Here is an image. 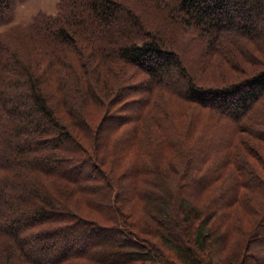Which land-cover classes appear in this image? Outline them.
<instances>
[{
	"label": "trees",
	"instance_id": "trees-1",
	"mask_svg": "<svg viewBox=\"0 0 264 264\" xmlns=\"http://www.w3.org/2000/svg\"><path fill=\"white\" fill-rule=\"evenodd\" d=\"M15 1L0 0V19ZM60 3L69 5V9L55 16L39 15L28 28L29 34L45 45V50L35 51L39 45L27 35L26 40L23 37V44L29 47L22 49L25 53L14 47L15 43L0 38V264H87L85 260H93L87 254L115 245L118 249L111 251L110 258L99 255L100 261L95 264H213L212 253L216 247L219 249V244H227L226 234L211 224L216 213L205 214L199 199L205 196L203 193L215 180L214 176L222 171L224 174L228 159L240 147L253 157L264 156L260 148L254 147L256 144L264 149L260 142L251 146L245 137H237L244 130L264 141V0H139L136 7L128 0H61ZM231 33L255 46L249 48L237 43L233 44L235 48L231 45L235 42L229 36ZM223 37L231 40L223 41ZM216 52L222 56L221 61L229 62H234L241 53L242 59L253 65L249 66L251 71L239 81L231 74L222 85H210L214 83L208 77L210 56ZM133 67L145 75L146 79L139 84L133 82L134 73L130 70ZM121 81L125 82L124 87L115 90L113 86L122 85ZM136 90L143 95L130 102L139 111L129 117L114 116L117 121L103 123L102 137L95 135L88 125L85 112L88 106L107 108L109 103L120 107ZM160 91L167 93L168 98L194 104L197 111L200 107L216 114L211 120L218 126L211 128L208 122L199 128L197 119L187 120L185 106L171 110L167 102L161 105L158 97L163 92ZM153 107H163L168 112L151 113ZM146 113L154 120L153 127L146 131L145 138L134 128L131 132L134 140L121 147L122 156L129 150L125 146L133 149L139 142L173 146L179 140L184 144L185 140V144L198 150L197 157L204 151L205 158L220 164L212 174L200 173L197 182L184 188L176 184L174 176L163 173L166 170L162 163H166V169L169 165L171 174L175 173L171 164L178 158L174 154L170 159L158 150L160 162L156 163L154 159L143 160L141 151L132 157V167L127 168L130 184L124 183L123 187H130L134 196L139 200L142 197L141 204H148L157 213L152 220L151 239L145 235L143 224H134L129 217L125 219L128 216L125 211L134 209L129 203L132 199L122 198L117 202L115 194L120 192L111 193L116 179L113 174L107 176L108 172L100 167L108 160L103 153L109 144L107 134L112 131L106 126L114 129L115 124L122 125L127 119L135 120ZM66 117L72 122H67ZM208 128L213 134L205 132ZM226 128L229 131L225 133ZM75 130H79L80 137H88L89 145L78 138ZM197 130L202 133L195 137ZM92 147H98L102 155L91 151ZM74 163L79 165L74 169L91 167L85 180L88 178L86 183L92 182L93 186L86 187L81 183L82 177L62 168ZM148 167L152 169L148 172L155 173L153 178L160 193L152 191L144 198L138 187L146 182ZM110 168L113 169L112 165ZM250 177L254 184L259 183L256 173ZM45 179L48 184L57 183L55 179L66 181L84 193H107L111 196L108 207L114 206L120 216L105 217L110 220L109 225L97 219L90 221L70 206L71 193L57 184L50 189ZM232 196L234 204L235 192ZM121 214L125 215L124 220ZM196 220L199 224H195ZM173 221L175 225H170ZM164 222H167L165 226ZM181 223L188 225H183L186 229L182 233L193 236L186 247L179 242L181 238L178 243L173 240L176 237L173 227ZM75 227L100 228L106 232L86 236L82 241L80 234L73 235ZM257 227L241 249L256 246ZM54 228L64 231V235L57 236L58 240H51L55 236ZM167 231L169 235L165 234ZM211 239L215 241L210 243ZM59 245L65 250L60 247L58 253L42 257L57 251ZM119 247L124 249L123 259L118 254ZM218 260L217 264H222L221 257Z\"/></svg>",
	"mask_w": 264,
	"mask_h": 264
},
{
	"label": "rangeland",
	"instance_id": "rangeland-1",
	"mask_svg": "<svg viewBox=\"0 0 264 264\" xmlns=\"http://www.w3.org/2000/svg\"><path fill=\"white\" fill-rule=\"evenodd\" d=\"M134 7L138 6L139 0H128ZM61 0H16L15 3L13 4L12 8L8 11V13L3 16L0 19V38L3 39L5 38L8 40L10 44L15 43L13 45L16 47L21 53H25L23 50H27L29 47L26 45V43L23 44L24 39L26 40L25 36L32 40L35 41L33 43H37L39 46L35 47L36 50H45V45L41 43L40 41H37L34 35L29 34L28 28L33 24L35 20L38 19L39 15H51L55 16L58 12H60L63 9H69V5L66 4H61ZM130 4V5H131ZM254 22L256 23L257 20L254 19ZM259 22V20H258ZM232 38L235 39V42H231V45L233 44H239L240 46H246L249 48H253L252 46H255L248 42L247 39L231 33L229 34ZM24 37V39H23ZM223 41L231 40L228 38H222ZM237 41V42H236ZM28 43V42H27ZM235 48H237L236 45H233ZM233 46H226V48H233ZM219 48V47H218ZM217 48V50H218ZM23 49V50H22ZM219 51V50H218ZM210 73H208L209 80L214 82V83H209L210 85L216 86V85H222L224 83V79L227 78V75H233V79H236L235 81L241 80L245 73L250 72L249 66H253L248 60L242 59L241 53H239L238 59H236L234 62H229L222 59V56L216 52V55L210 56ZM213 61V63H211ZM133 76H134V83L139 84L143 81L145 78L142 75V72L140 70H137L135 67L131 68ZM144 74V73H143ZM236 74V76L234 75ZM146 79V78H145ZM232 79V80H233ZM123 82V81H121ZM217 82V83H216ZM125 82L122 83V85H119L118 83H115L113 86L115 90L117 88H123ZM140 91H134L131 92L128 96L127 99L122 101V105L120 107L118 105H111L108 103V107L104 108L103 106H96L94 107L93 105H89L88 108L85 110L86 115L88 117V122H89V127H91L95 131V135H100V130L104 127V124H110L111 122L117 121L114 116H121V117H129L132 116L133 114L137 113L139 108L137 106H134V103H131L130 101L135 99V98H141L143 95L142 93H139ZM163 92V91H160ZM107 95V94H105ZM167 93L163 92V94H160L158 97V100H160V104H165V102L168 103V105H171V110L172 108L175 109L176 107L184 108V113L186 115L187 120L192 119L193 117L199 121V128H201L204 125H207L208 122L210 124V127H217L215 126L211 120V117L215 118L216 114H212L211 112L206 111L203 108L199 107V111L195 109L194 104L191 103H185L180 100H175L174 97L168 98L166 97ZM125 97V98H126ZM104 99L107 102V96H104ZM124 106V108H121ZM126 106V107H125ZM151 113L155 110V112H158L159 114L166 115V109L164 110L163 107L161 109L158 108H151ZM165 117V116H164ZM217 117V116H216ZM67 122H72V119L69 117H66ZM166 118V117H165ZM218 118V117H217ZM247 119V118H246ZM245 119V120H246ZM211 120V121H210ZM154 120L149 116V114H142V116H138L137 119L131 120L127 119L126 123L122 125H114L112 129L111 125L109 127L106 126V129L112 131L108 133V138H109V144L107 151H105L106 157L108 158L107 164L105 166L100 165L101 169L107 171L108 174L106 173L107 176L109 174H113V179H116L115 186H112V192L111 193H116L115 191L120 192L119 195H116V201L121 200L122 198H129L131 202L130 205L134 208L132 211H125L128 216L122 215V219L124 220L126 217L129 221H132L134 224H143L144 231H146V236H148L151 239V236L153 235V216L157 214L151 207L148 206V204H141V196L140 200L134 196L135 194L133 193L132 189L125 188L123 187L124 183L130 184L129 181V172L127 171V168L132 167V157H135V154H139V151H141V158L148 162L151 159H154L155 163L160 162L159 159V152H163V154L171 158V154H174L177 161L172 162L173 168L176 170L175 173L171 174V171H169V165L166 169V163H162V168L166 170L163 172L164 174L167 173L170 176H174L176 178V184L180 185L182 184V187H186L190 184L195 183L199 180L200 178V173L204 174L207 171L210 172L211 174L214 172L219 167V162L217 160L212 159L210 161L209 157H204L205 152H202V155H200V160L199 156L197 157L196 154L199 153L198 150L193 147H190V145L184 144L183 141L179 140L178 142H175L176 145L171 146L170 144H165L162 146L155 145L153 143L149 145H143L142 142H139L140 145L138 147H124L128 148L127 154L125 156H122L121 152V147L123 145H127V143L133 138V135L131 134L132 130L134 128L137 129L138 135H143L144 138L146 136V131L149 130L150 128L153 127ZM231 123V122H230ZM249 124V120H248ZM236 127V126H235ZM211 128H208L205 130L207 134L211 133ZM223 130V128H222ZM247 130V129H246ZM186 130L180 132L181 135H184ZM228 128L225 129V133L228 132ZM78 131H74V133L80 137L79 134H77ZM204 132V130H203ZM200 133H202L199 130H197L195 137ZM84 136V135H83ZM80 137L81 140L87 145H89L90 140L85 139L84 137ZM245 137V141L248 142L251 146L256 148H260V151L263 152L264 154V149H261L260 146L254 144L256 142H260L261 145L264 148V142L262 139H258L254 136H252L249 132L241 130L238 132L237 137ZM86 137V136H85ZM90 137V136H89ZM102 137V136H101ZM87 140V141H86ZM134 140V139H133ZM131 140L130 142H132ZM194 141V140H193ZM129 142V143H130ZM196 146V143H193ZM206 144L203 143L201 144L204 146ZM254 144V145H253ZM203 149V148H202ZM238 149V148H237ZM246 148L240 147L238 149V153L236 155H232L231 158L228 159L227 164L225 165L226 169L217 175L214 176V179H212V182L210 184L209 189L203 193L205 194L204 197H201L200 204L203 206L204 213L208 214L209 212L216 213L214 217L211 219V224L215 227H220L221 232L226 234V240L227 244H223V246H220V244L214 249L213 254V264H217L219 262L218 259L221 257V262L222 264L225 263H230V264H260L264 262V219H263V214H264V156L262 157H253L251 154L249 155L248 153L245 152ZM95 151L96 153H99L102 155V152L98 151V147L91 149V151ZM182 158H180V153ZM211 157V156H210ZM193 160V162H191ZM209 160V161H208ZM150 162V161H149ZM168 163H170L168 161ZM194 163L196 165H194ZM154 164V163H153ZM152 164L151 168H154V165ZM112 165V168L111 167ZM188 165V167H187ZM79 166V165H77ZM76 164H67L66 166L62 168H68L69 171H71V175H79L82 177L81 183L86 184L85 186L91 187L93 186L92 182H89L90 184L86 183L87 180H85V177H88L87 172L91 171V167L88 165H85L84 167L81 166V168L74 169L77 167ZM193 166V168L191 167ZM48 167V166H45ZM171 167V166H170ZM216 167V169H215ZM151 168L148 167L146 171V176H144V179L146 182H141L138 187V191L140 194H142L145 198L148 193H152V191L156 193H160V188L158 187L157 184H155V173L148 172L152 170ZM196 169V170H194ZM179 171V172H178ZM127 173V174H126ZM253 173H256V176L260 181L259 183L254 184V182L251 180V175ZM96 174V173H95ZM162 176V174H159ZM43 180V177H41ZM249 179L252 181L254 186H252V183L249 181ZM57 183H50L48 184V179H45L46 184H48L51 188L53 184L59 185L62 189L66 190L69 192L71 197L73 196L72 201H70V206L74 208L77 213L86 216V219H89L90 221H94L97 219L99 220L100 223L102 224H111L110 220L105 218L108 217L109 215L115 216V218H118L120 215H118L114 211V206L111 208L108 207L107 202L111 201V196L109 194H105L104 192L96 193V195L91 194V192L84 193L79 191L76 187H74L72 184L67 183L66 181L60 180V179H55ZM53 181V180H52ZM51 181V182H52ZM241 181V183H239ZM155 184V185H154ZM214 191V192H213ZM235 192L237 200H235V203H232V200L234 196L231 197V194ZM110 193V192H109ZM108 195V196H107ZM154 197H156V194H153ZM109 197V199H108ZM231 197V198H230ZM175 198V197H174ZM205 198V199H204ZM71 199V198H70ZM175 200V199H174ZM207 200L208 202H206ZM116 202L115 206L118 204ZM140 202V203H139ZM234 202V201H233ZM214 208V209H213ZM157 216V215H156ZM121 218V217H120ZM143 220V221H141ZM175 221L171 222L170 225H175ZM199 224V221L196 220L195 224ZM167 222H164L163 226H165ZM180 225V226H179ZM182 225V226H181ZM183 225L188 226L187 224L181 223L178 224L175 227V235L176 237H173V240L178 243H181V245H184L186 247V244H190L193 236L190 234L189 236L185 235V233H182L183 230L186 228L183 227ZM257 227L258 231L256 233L257 237V243L256 246L253 244L252 247H249L248 245L242 247L241 245L245 243L246 241L249 240V236L253 233L254 227ZM189 226H191L189 224ZM193 226H195L193 224ZM53 227H55L53 225ZM141 230V228H139ZM54 233L55 236L51 240H58L59 237L64 235V231L61 228H54ZM74 234L73 235H79L80 240L84 241L87 239L86 236L89 235H102L101 233H105L106 231L102 232L103 230L100 228H93L91 227H85L84 230H82L79 227H75L74 229ZM78 231V232H77ZM137 231V230H136ZM126 232V231H125ZM177 233V234H176ZM107 234H111V232H107ZM125 234V233H124ZM165 234L169 235V232H165ZM220 234V232L218 233ZM260 236L258 237V235ZM107 235V236H108ZM216 235V234H215ZM262 235V236H261ZM188 239H185V238ZM153 238V237H152ZM121 237H118L117 240L120 242ZM156 239V238H154ZM251 239V238H250ZM158 240V239H156ZM255 240V239H253ZM187 243H183V242ZM212 241H215L211 239L209 241L210 243ZM244 241V242H243ZM256 242V240H255ZM33 243V241H32ZM209 243V244H210ZM79 244H82L79 242ZM208 244V245H209ZM245 245V244H244ZM254 246V247H253ZM60 247L62 250H65L64 246L58 247L57 251L53 252H48L46 255H43L42 257L46 258L50 254H55L60 251ZM116 247L115 246H109L107 248H102L100 250L95 249L93 254H87L88 258H91L93 260L87 259L85 260V263L87 264H95L99 263V259L97 256L100 255V257H104V255L107 258H110V255L113 251V249ZM109 248V249H108ZM112 248V250H110ZM120 249V256L123 259V256L125 255L124 249L122 247H119ZM220 250V251H219ZM250 250V251H249ZM249 252V253H248ZM170 255L169 253H167ZM246 254V255H245ZM170 258V256H168ZM224 256H227L228 258H224ZM125 258V257H124ZM81 260L77 261L80 262ZM167 264V263H166ZM219 264V263H218Z\"/></svg>",
	"mask_w": 264,
	"mask_h": 264
}]
</instances>
